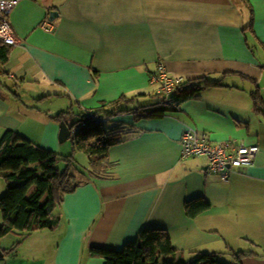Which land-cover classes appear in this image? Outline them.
<instances>
[{
	"label": "crops",
	"instance_id": "obj_1",
	"mask_svg": "<svg viewBox=\"0 0 264 264\" xmlns=\"http://www.w3.org/2000/svg\"><path fill=\"white\" fill-rule=\"evenodd\" d=\"M19 1L10 16L18 45L0 76V141L14 132L60 154L77 132L61 143L54 117L71 112L63 121L72 127L81 112L123 97L136 100L131 109L158 103L151 77L160 63L197 82L199 98L162 118L115 117L125 135L108 150L110 173L93 176L88 160L81 184L55 211L58 227L0 238V264H106L90 250L120 252L144 229L166 230L176 260L216 254L264 264V119L252 97L259 90L264 101V0ZM5 76L19 80L16 90ZM200 80L222 86L201 88ZM28 83L42 88L31 99L21 92ZM51 97L73 106L55 113L45 106ZM186 130L260 151L224 182L207 172L205 157L182 158ZM7 188L0 174V196ZM199 201L210 208L188 216L187 205Z\"/></svg>",
	"mask_w": 264,
	"mask_h": 264
},
{
	"label": "trees",
	"instance_id": "obj_2",
	"mask_svg": "<svg viewBox=\"0 0 264 264\" xmlns=\"http://www.w3.org/2000/svg\"><path fill=\"white\" fill-rule=\"evenodd\" d=\"M9 48L0 45V76L2 65L8 60ZM201 88L222 86L221 82L200 80ZM193 83L186 82L179 86L169 100L162 95L160 101L149 106L134 104L135 99L126 97L109 104L99 111L96 116L112 120L120 115L132 113L144 117L162 118L168 113L178 112L182 106L192 99H198V91ZM255 111L264 119V101L259 90L252 95ZM71 112H61L54 120L62 122ZM87 118L81 112L79 120L73 125L72 131L77 132L72 138L73 155L62 157L60 154L35 145L28 139L7 132L0 141V174L8 184L5 195L0 196V212L4 222L0 226V238L13 232L25 233L55 230L60 223V216L55 211L60 207L67 194L72 193L81 181L75 175L74 153L82 152L89 160V171L95 177L103 178L110 173L113 163L108 157V150L120 143L124 138L123 125L107 129L105 125L88 126L81 130L75 127ZM82 173V172H80ZM210 208L206 201L189 203L187 214L196 217ZM91 257L100 258L106 264H229L221 261L216 254H203L192 261L176 260V250L172 245L169 233L162 229H144L138 238L128 242L120 252L92 248ZM245 255L237 256L238 261ZM231 264H240L231 263Z\"/></svg>",
	"mask_w": 264,
	"mask_h": 264
},
{
	"label": "built area",
	"instance_id": "obj_3",
	"mask_svg": "<svg viewBox=\"0 0 264 264\" xmlns=\"http://www.w3.org/2000/svg\"><path fill=\"white\" fill-rule=\"evenodd\" d=\"M19 0H0V45L16 46L18 40L10 21V16L19 5ZM152 84L158 86L159 94L166 100L176 92L184 83V77L169 75L164 63H160L157 71L151 77ZM87 118L80 123L81 130L88 126L107 125L109 120L96 116L93 110L85 112ZM182 158L205 157L208 160L207 172L220 175L224 182L242 168L250 167L259 154L258 146L245 144L233 145L230 142L214 144L204 135H199L195 130H186L182 137Z\"/></svg>",
	"mask_w": 264,
	"mask_h": 264
},
{
	"label": "rangeland",
	"instance_id": "obj_4",
	"mask_svg": "<svg viewBox=\"0 0 264 264\" xmlns=\"http://www.w3.org/2000/svg\"><path fill=\"white\" fill-rule=\"evenodd\" d=\"M2 69L6 70V67L3 65ZM3 79H4L3 81L9 82V85L13 88V90H16V84L19 83L18 79L8 80L7 76H5ZM35 83H37V82H35ZM41 89L42 88L40 87V85H39V87H35V86L29 87V83H28L27 85H25L24 90L21 91V92H22V95L27 96L25 98H30L31 99V97H29V96H33L34 97V95H36V93H38ZM50 91H52L53 93L57 92V91H55L54 88H51ZM40 96H42V95H40ZM45 106L50 108V109H52L56 113L57 111L58 112L63 111V110L66 111L69 107L73 106V104H71V102L67 101L65 98L51 97V99L47 101ZM76 109L77 108H74V111H76ZM80 123L75 127V129L79 128ZM113 126H114V122H111V123L105 125V127L107 129H111ZM61 153H60V155L62 157H68V156H72L73 155V144H72V141H68L67 143L63 144V148H62V152ZM74 164H75L74 169H76L75 175L79 179V173L87 171V170H84V169L88 167V157L84 153L77 151ZM224 263H228V262H224Z\"/></svg>",
	"mask_w": 264,
	"mask_h": 264
},
{
	"label": "water",
	"instance_id": "obj_5",
	"mask_svg": "<svg viewBox=\"0 0 264 264\" xmlns=\"http://www.w3.org/2000/svg\"><path fill=\"white\" fill-rule=\"evenodd\" d=\"M56 13L53 12L51 13V17L50 19L53 20L54 15ZM73 135V131L72 128L67 124V122L63 121L60 124V142L64 143L66 141H68ZM4 257V251L0 248V259H2Z\"/></svg>",
	"mask_w": 264,
	"mask_h": 264
}]
</instances>
